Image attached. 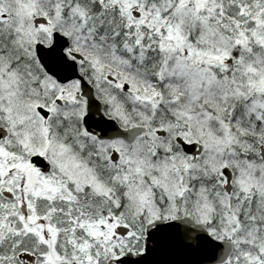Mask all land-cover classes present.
I'll return each instance as SVG.
<instances>
[{
	"label": "snow or ice",
	"instance_id": "1",
	"mask_svg": "<svg viewBox=\"0 0 264 264\" xmlns=\"http://www.w3.org/2000/svg\"><path fill=\"white\" fill-rule=\"evenodd\" d=\"M0 264H264V0H0Z\"/></svg>",
	"mask_w": 264,
	"mask_h": 264
}]
</instances>
